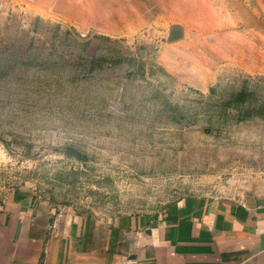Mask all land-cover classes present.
I'll use <instances>...</instances> for the list:
<instances>
[{
    "label": "rangeland",
    "instance_id": "374dc122",
    "mask_svg": "<svg viewBox=\"0 0 264 264\" xmlns=\"http://www.w3.org/2000/svg\"><path fill=\"white\" fill-rule=\"evenodd\" d=\"M116 216L264 194V0H0V189Z\"/></svg>",
    "mask_w": 264,
    "mask_h": 264
},
{
    "label": "crops",
    "instance_id": "0c3cea01",
    "mask_svg": "<svg viewBox=\"0 0 264 264\" xmlns=\"http://www.w3.org/2000/svg\"><path fill=\"white\" fill-rule=\"evenodd\" d=\"M0 264H264V194L193 195L112 217L0 189Z\"/></svg>",
    "mask_w": 264,
    "mask_h": 264
}]
</instances>
